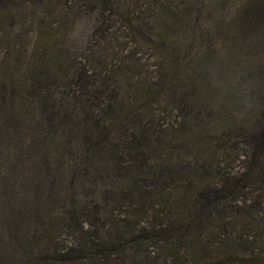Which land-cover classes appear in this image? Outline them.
<instances>
[{
  "label": "trees",
  "instance_id": "1",
  "mask_svg": "<svg viewBox=\"0 0 264 264\" xmlns=\"http://www.w3.org/2000/svg\"><path fill=\"white\" fill-rule=\"evenodd\" d=\"M176 5L0 0V264H264V75L254 118L221 123L194 92L171 136L145 111L176 91L174 65L152 90L136 51L119 58L159 38L173 55ZM80 6L98 14L93 58L57 39Z\"/></svg>",
  "mask_w": 264,
  "mask_h": 264
},
{
  "label": "rangeland",
  "instance_id": "2",
  "mask_svg": "<svg viewBox=\"0 0 264 264\" xmlns=\"http://www.w3.org/2000/svg\"><path fill=\"white\" fill-rule=\"evenodd\" d=\"M160 1L167 5L177 4L171 14L174 29L168 37L173 44L174 54L165 51L162 38L157 39L159 45L151 42L139 45L126 43L124 54H118L119 58H124L131 51L139 52L127 58L130 61L127 66L134 63L137 66L134 82L139 80L140 75L144 80L153 82L148 85L152 90H164L158 82L169 72V62L176 66V70L173 67L172 71L179 75V79L174 94L152 103V109L145 111L149 119L154 117V128L164 130L165 135H181V128L191 124L190 98L194 92L198 96L193 101L197 106L203 107L206 104L212 113L225 112L221 123L234 122L236 117L254 118L253 96L257 94V86L261 84V76L264 75V0ZM153 10L144 11L143 20L158 26ZM164 13L167 17L166 10ZM97 15L95 9L80 6L75 12L74 21L58 28L57 39H66L70 54L93 58L97 51L102 52L93 46ZM133 57L136 58L134 62ZM137 94L141 96L137 97V102L131 99L136 110L151 99L150 95H141V90ZM165 116L172 123L179 121L176 127L181 131L174 132L169 126H159V121ZM214 120V116L206 118V121ZM192 148L189 149L187 145L183 151L187 154V151L192 152ZM227 161L236 170L237 163L230 159ZM92 197L89 192L88 198ZM261 246L264 248V243Z\"/></svg>",
  "mask_w": 264,
  "mask_h": 264
}]
</instances>
